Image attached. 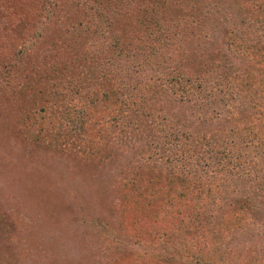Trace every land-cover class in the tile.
Wrapping results in <instances>:
<instances>
[{
    "label": "rangeland",
    "instance_id": "1",
    "mask_svg": "<svg viewBox=\"0 0 264 264\" xmlns=\"http://www.w3.org/2000/svg\"><path fill=\"white\" fill-rule=\"evenodd\" d=\"M101 1L0 0V264H202L172 247L207 264H264V138L253 120L264 109V0ZM150 18L176 27L168 77L182 86L148 76L135 106L122 96L103 109L90 143L88 102L103 89L120 94L112 39ZM139 30L133 60L152 44ZM135 166L165 186L185 179L162 201L179 191L185 221L151 242L134 233L131 209L120 213L130 205L119 176ZM157 181L145 178L132 198L153 201ZM237 199L241 219L228 212ZM194 206L202 233H192Z\"/></svg>",
    "mask_w": 264,
    "mask_h": 264
},
{
    "label": "trees",
    "instance_id": "2",
    "mask_svg": "<svg viewBox=\"0 0 264 264\" xmlns=\"http://www.w3.org/2000/svg\"><path fill=\"white\" fill-rule=\"evenodd\" d=\"M112 1V0H111ZM89 2H92V4H97L100 6V4H103L101 0H89ZM113 2L119 3L117 5L116 9L121 8V3L122 0H113ZM97 5H94L95 8V21L96 24L99 25H104L106 28V23H107V18L106 14L100 11L99 7ZM107 6V4L105 5ZM102 8V7H101ZM113 8V7H111ZM103 10V9H102ZM153 14V13H152ZM146 21V23H149L150 26L142 25L141 23H135L134 26H128L127 28L123 29V33L120 34V39H112V41L115 43L113 45L114 47H121L120 51L118 50V53L120 54H115L117 50H113L112 52V58H108V65L113 68L114 76L116 78L117 82V87L120 91V94L117 92H112V91H105L103 89V92L101 91H96L95 96L90 99V102H88V110H87V118L89 121L87 123H84L82 127H84V130L88 132V140L90 143H95V140L93 139L94 137H89L90 130L92 127L102 125V122H104L103 118L104 116L102 115L103 109L104 111L107 110V108H110L109 106L115 103H118L121 101L122 96L126 97L129 103L133 106L136 105V102L134 99L138 98L139 92L143 88L144 82L147 81L149 78L148 76L153 75L156 80H165V81H170L172 82V87H177L176 89H179L178 87L182 86V83H179L182 77H178L177 80H174L175 78H169L168 74V69L176 59V52H175V47L176 44L174 41H171L172 35H176L174 29L176 27L169 23L168 21H163L160 19H157L156 22L152 21V19H143V23ZM154 22V24H153ZM141 27V30L143 32H150L148 36H152V44L149 45L148 47L143 49L142 53V58L133 60L131 52L133 51V45L135 43L136 33H141L139 28ZM106 30V29H103ZM8 33V32H7ZM11 35V34H10ZM19 36V37H18ZM17 37L18 41H21L20 44H23L22 39L23 34H19ZM127 36V40H124V37ZM173 40V39H172ZM24 41V40H23ZM58 39H52L51 42L49 43V47H51V52H53L55 45L57 43ZM120 44V45H119ZM15 53L19 56L20 51L16 50ZM49 60V59H47ZM105 67V66H104ZM63 71L66 68L63 67H58L55 70ZM264 73V72H263ZM254 79V77H253ZM255 82V80H254ZM179 84V86H177ZM264 85V77L259 79L258 86L262 88ZM110 87V86H108ZM178 92V91H177ZM116 96V98H115ZM111 98V99H110ZM29 106V105H28ZM256 107V106H255ZM20 111H22L21 108H19ZM25 109V108H24ZM254 109V108H253ZM252 109V110H253ZM257 112V115H255L253 120H256L260 125H261V133L258 134L262 138H264V109H255ZM24 112V111H23ZM45 113V110L43 111ZM53 112V111H52ZM16 113H18L16 111ZM33 113V110L31 111ZM30 113V114H31ZM47 113V112H46ZM32 115V114H31ZM33 116L35 117V114L33 113ZM47 118V116H45ZM22 117H18V119H21ZM94 118V119H93ZM24 119V118H23ZM93 119V120H92ZM102 119V120H101ZM90 151L91 147L88 146L86 147ZM97 149H95L94 153L96 152ZM90 156V155H89ZM234 159H237L235 157ZM229 164H231V161L229 160ZM234 167L237 168V172H241L240 174L244 175L245 171L242 170L243 167H240L239 162L233 161ZM239 166V167H238ZM131 168V167H130ZM124 174L120 175V180L122 181V184L120 185L119 188H121V192H118L121 195L120 201L123 203H126L127 205H130L127 207L125 204H123L124 209L120 211L122 215L124 213L131 209L129 216L126 215V218L128 217V222L131 226H134V233H139L142 234L141 236H144L148 239V241L154 240V238H161L163 236H166L167 228H172V226L175 227L176 223L179 221H185V219L180 218L183 217V211H185L187 208L186 204L181 203L180 200L183 198V195L178 191L175 192V194L172 196V199L170 200H165L163 201V196H168L166 193L171 191V187L174 182H181L185 181L184 178H177V177H172L171 175V180L168 181V186H165V184H161V181H157L158 179L156 178L155 174L151 171H146L142 169L139 166H135L134 168L131 169H126L123 170ZM243 172V173H242ZM121 174V173H120ZM148 179L150 182L153 180H156V189L157 193L156 196L154 197L153 201H148L147 203H142L141 201L139 202L138 200H134L132 197H135V194L139 190L137 188L139 185H141L142 181ZM262 178V188L264 189V176ZM142 188L146 190V186L143 185ZM179 189H184L182 186ZM163 193V194H162ZM177 198V200L175 199ZM242 203H240V200H236V207H233L231 209H228V212L232 216H238L241 219V214L243 211V206L244 202L241 200ZM145 202V201H143ZM139 206L140 208H137ZM180 208H183L182 210H178ZM178 210V211H177ZM188 211V210H187ZM237 219V217H236ZM148 221V229L151 230L150 233H146L144 230L145 226H143L141 223L143 221ZM206 222V219L204 217H201V219L198 218V213L195 211V206H194V220L192 221L193 224V231L192 233L195 234V230H198L199 232L202 233L203 231V225ZM187 226L188 224L192 226L190 223H186ZM111 230V228L108 227V230ZM147 229V230H148ZM190 230V229H189ZM154 238H153V237ZM150 237V238H149ZM152 237V240H151ZM137 243V240L134 239ZM139 243V242H138ZM144 243V242H143ZM148 247V244L144 246V248ZM174 248L173 250L175 253H172L174 256H181L185 259L191 258L193 261L196 262H201L202 264H207L208 261L207 259H202L198 257L199 255L202 257L203 254H197L194 255V252L190 251L188 248L184 247H172ZM146 252H148V248L146 249ZM203 258V257H202ZM213 264V263H212Z\"/></svg>",
    "mask_w": 264,
    "mask_h": 264
}]
</instances>
